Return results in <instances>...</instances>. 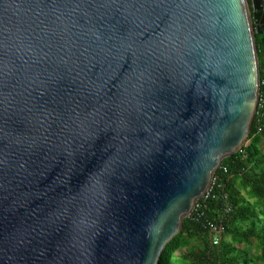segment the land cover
<instances>
[{"label": "water", "instance_id": "water-1", "mask_svg": "<svg viewBox=\"0 0 264 264\" xmlns=\"http://www.w3.org/2000/svg\"><path fill=\"white\" fill-rule=\"evenodd\" d=\"M250 5L0 0V264H158L247 142Z\"/></svg>", "mask_w": 264, "mask_h": 264}, {"label": "trees", "instance_id": "trees-1", "mask_svg": "<svg viewBox=\"0 0 264 264\" xmlns=\"http://www.w3.org/2000/svg\"><path fill=\"white\" fill-rule=\"evenodd\" d=\"M251 13L250 0H247ZM253 27L255 25L253 23ZM259 92L247 144L223 158L212 175L206 197L182 221L181 230L168 241L158 264H264V33L255 31ZM225 205L230 207L219 244L212 242L207 223ZM241 245L242 247H238ZM254 245L256 251L249 247ZM188 248L185 256L180 248Z\"/></svg>", "mask_w": 264, "mask_h": 264}, {"label": "built area", "instance_id": "built-area-1", "mask_svg": "<svg viewBox=\"0 0 264 264\" xmlns=\"http://www.w3.org/2000/svg\"><path fill=\"white\" fill-rule=\"evenodd\" d=\"M258 100H259V98H258ZM212 182H213V179L211 178L210 187L207 189V191L205 192L203 197H206L208 195ZM197 207L198 208L200 207V203H197V201H196L194 208H197ZM229 210H230V207L228 205H225L223 207L222 211L220 213H218L217 217L213 220H210L207 223L208 227L212 231V242L215 245L219 244L220 237L224 233V221H225V218H226Z\"/></svg>", "mask_w": 264, "mask_h": 264}, {"label": "rangeland", "instance_id": "rangeland-1", "mask_svg": "<svg viewBox=\"0 0 264 264\" xmlns=\"http://www.w3.org/2000/svg\"><path fill=\"white\" fill-rule=\"evenodd\" d=\"M249 5V4H248ZM262 20H263V23H264V9H263V14H262ZM252 23H253V19H252ZM258 105V104H257ZM246 143H248V141L247 142H245V144ZM210 187V185L208 186V188ZM207 188V189H208ZM203 197V196H202ZM201 198V197H200ZM199 198V199H200ZM198 201V200H197ZM194 208V207H193ZM238 247H242L241 245H237ZM249 249H250V251L251 252H253V251H256V248L254 247V245H250V247H249ZM187 252H188V248H184V247H182V248H180L179 250H178V253H179V255H182V256H185L186 254H187ZM169 263L170 264H172V260H171V257L169 258Z\"/></svg>", "mask_w": 264, "mask_h": 264}]
</instances>
